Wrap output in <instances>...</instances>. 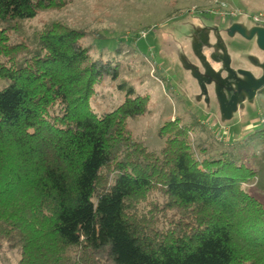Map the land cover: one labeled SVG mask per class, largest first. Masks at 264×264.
<instances>
[{
    "label": "trees",
    "instance_id": "16d2710c",
    "mask_svg": "<svg viewBox=\"0 0 264 264\" xmlns=\"http://www.w3.org/2000/svg\"><path fill=\"white\" fill-rule=\"evenodd\" d=\"M67 2L0 0V250L18 249L16 264H264V202L245 187L257 171L237 148L211 156L177 118L156 154L127 126L146 94L91 108L120 66L92 58L83 31L54 22L34 51L11 40ZM155 190L163 201L142 211Z\"/></svg>",
    "mask_w": 264,
    "mask_h": 264
},
{
    "label": "rangeland",
    "instance_id": "374dc122",
    "mask_svg": "<svg viewBox=\"0 0 264 264\" xmlns=\"http://www.w3.org/2000/svg\"><path fill=\"white\" fill-rule=\"evenodd\" d=\"M54 22L83 31L92 58L120 66L119 77L91 98L95 113L121 104L129 88L146 94L148 112L127 120L134 139L158 154L160 127L179 118L192 128V145L203 142L209 155L237 148L257 171L245 187L264 202V141L256 134L264 133V0H68L24 21L10 38L37 50L38 34ZM162 201L155 190L140 209ZM18 259V249L0 250V264Z\"/></svg>",
    "mask_w": 264,
    "mask_h": 264
},
{
    "label": "built area",
    "instance_id": "2783aa9c",
    "mask_svg": "<svg viewBox=\"0 0 264 264\" xmlns=\"http://www.w3.org/2000/svg\"><path fill=\"white\" fill-rule=\"evenodd\" d=\"M221 3H222V2H221ZM232 15H233V11H232ZM253 20H254V21H256V20H257V18H256V16H255V15L253 16Z\"/></svg>",
    "mask_w": 264,
    "mask_h": 264
}]
</instances>
